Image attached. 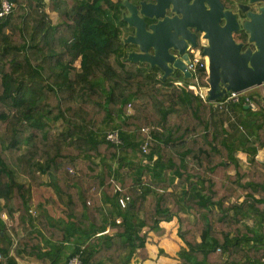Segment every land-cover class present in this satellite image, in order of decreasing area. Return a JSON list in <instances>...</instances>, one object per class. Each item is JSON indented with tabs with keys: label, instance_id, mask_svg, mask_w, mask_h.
Here are the masks:
<instances>
[{
	"label": "trees",
	"instance_id": "16d2710c",
	"mask_svg": "<svg viewBox=\"0 0 264 264\" xmlns=\"http://www.w3.org/2000/svg\"><path fill=\"white\" fill-rule=\"evenodd\" d=\"M8 1L0 264H66L75 254L83 264H131L146 258L149 232L163 234L174 218L184 244L177 264H260L264 95L245 92L220 109L178 81L181 72L162 79L157 67L128 61L125 0ZM198 79L207 89V70Z\"/></svg>",
	"mask_w": 264,
	"mask_h": 264
},
{
	"label": "water",
	"instance_id": "95a60500",
	"mask_svg": "<svg viewBox=\"0 0 264 264\" xmlns=\"http://www.w3.org/2000/svg\"><path fill=\"white\" fill-rule=\"evenodd\" d=\"M259 3L262 5L258 12L246 11L249 5ZM124 5L128 15L122 19L134 29L124 43L138 48L127 51L128 61L157 67L162 79L175 70L189 79L187 51L198 46L200 33L205 42L201 52L208 61V101L264 84V0H247V4L239 5L246 11L247 18L241 26L253 48H244L242 42L235 41L233 32L239 29L237 15L225 8L221 0H142L139 7L125 0ZM167 10L173 14L167 15ZM145 18L155 22L147 24Z\"/></svg>",
	"mask_w": 264,
	"mask_h": 264
},
{
	"label": "built area",
	"instance_id": "2783aa9c",
	"mask_svg": "<svg viewBox=\"0 0 264 264\" xmlns=\"http://www.w3.org/2000/svg\"><path fill=\"white\" fill-rule=\"evenodd\" d=\"M13 6V3L8 0H2L0 2V16L6 15L11 11V7ZM188 54H189V63L187 64V68L191 73V80H192V87L196 90L197 94L202 98L207 100V89L205 90L198 79L199 71L201 69L207 70L208 66V61L206 56H204L201 52V48H192L190 47L188 49ZM190 52V53H189ZM246 91L242 92H228L226 93L221 100L217 101H209L213 102L214 107H219L220 109L224 108L225 106H228V104L231 103H239L240 98L242 95H244ZM208 101V100H207ZM243 104L244 105H251L250 98L246 95L245 98L243 99ZM142 134L144 136L143 138V144L141 145L142 151H146L148 142L151 140V137L148 133L147 129H142ZM106 138L116 144L119 142L118 134L116 131H110L107 132ZM128 201V198H121L119 199V203L123 207ZM32 214H35V211L33 209L29 210ZM2 216L5 217L3 214ZM116 222H119L118 219ZM107 231V230H106ZM104 231V232H106ZM66 264H83L77 254L72 255L68 260ZM260 264H264V258H262Z\"/></svg>",
	"mask_w": 264,
	"mask_h": 264
},
{
	"label": "crops",
	"instance_id": "0c3cea01",
	"mask_svg": "<svg viewBox=\"0 0 264 264\" xmlns=\"http://www.w3.org/2000/svg\"><path fill=\"white\" fill-rule=\"evenodd\" d=\"M240 158L244 159V156L239 155ZM35 203H40L44 199L35 196ZM56 217L60 214L56 213ZM164 232L161 235H155L149 232V237L145 244L147 250V256L144 259L134 255L131 264H177L178 263V251L183 246V242L177 236V223L176 218L172 221L163 223ZM27 257V256H24ZM19 264H39L34 259H18ZM46 264H49V260H46Z\"/></svg>",
	"mask_w": 264,
	"mask_h": 264
},
{
	"label": "flooded vegetation",
	"instance_id": "af4514ba",
	"mask_svg": "<svg viewBox=\"0 0 264 264\" xmlns=\"http://www.w3.org/2000/svg\"><path fill=\"white\" fill-rule=\"evenodd\" d=\"M142 1V0H133V1H130L131 3H133L134 5H136L137 7H139V2ZM147 2H153L154 0H145ZM227 2V4L230 6L229 8L227 9H231L234 13H236L237 15V19H238V22H239V29L237 31H234L233 32V37L235 39L236 42H242L243 43V46L247 45V47H251L253 48V44L252 43H249L248 42V35L246 34L245 36V39L242 40V31H244V29H242V26H241V22L243 21V19L247 18V15H246V11L250 10L252 12H258L259 11V6L262 5V3H259V4H256V5H249V8L246 10V11H242L240 8H239V5L241 4H247V0H225ZM127 10V9H126ZM166 14L171 16L173 13L170 11V10H167L166 11ZM145 21L147 22V24H150V23H153L155 22L154 19L150 20V19H147L145 18ZM223 24V22H221ZM245 33V31H244ZM197 44L199 45V47L201 48L202 45L205 44V42L203 41V39L201 38V34H197ZM245 48V47H244ZM172 53H176L175 51H172ZM190 53V52H189ZM189 56V54H188ZM173 74V73H172Z\"/></svg>",
	"mask_w": 264,
	"mask_h": 264
},
{
	"label": "rangeland",
	"instance_id": "374dc122",
	"mask_svg": "<svg viewBox=\"0 0 264 264\" xmlns=\"http://www.w3.org/2000/svg\"><path fill=\"white\" fill-rule=\"evenodd\" d=\"M120 14H121V16H122V18H123L124 15H125V16L128 15V11H127L126 9H125V10H122V11L120 12ZM122 18H121V19H122ZM53 21H55V17L53 18ZM121 30H122L121 39L123 40V42H124V39H125L128 35L133 34V32H134V29L131 28V27H128V26H127V23H126V26H123V25L121 26ZM127 48H128L129 51H132V50H134V51H138V48H137L135 45L127 44ZM178 81H188L189 83H192L191 78H189V79H185V78L182 77V78H179ZM204 89H205V88H204ZM205 90H206V89H205ZM254 92H257V93H260L261 95H264V84H263V85H260V86H255V87H252V88L246 90V93H254ZM230 115H231V114H230ZM240 154H241V156H244V159H242V158L239 157ZM260 155H261V153H260ZM237 156L242 160V162H243V164H244L245 161H246V157H245V155L242 154V153H237ZM25 181H27V180L25 179ZM176 228H177V227H176Z\"/></svg>",
	"mask_w": 264,
	"mask_h": 264
}]
</instances>
